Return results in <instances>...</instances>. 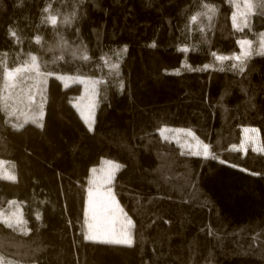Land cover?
Wrapping results in <instances>:
<instances>
[{"label": "trees", "instance_id": "1", "mask_svg": "<svg viewBox=\"0 0 264 264\" xmlns=\"http://www.w3.org/2000/svg\"><path fill=\"white\" fill-rule=\"evenodd\" d=\"M249 2L238 27L235 0H0V160L16 175L0 177V210L24 219L0 221V264H264L263 44L237 56L241 37L264 32V0ZM62 76L97 80L91 130L73 104L82 84ZM245 126L261 150L233 148ZM30 127L37 163L10 138ZM165 127L191 130L211 155ZM105 159L120 165L111 186L131 244L83 231ZM69 226L76 250L62 255L52 233Z\"/></svg>", "mask_w": 264, "mask_h": 264}, {"label": "rangeland", "instance_id": "2", "mask_svg": "<svg viewBox=\"0 0 264 264\" xmlns=\"http://www.w3.org/2000/svg\"><path fill=\"white\" fill-rule=\"evenodd\" d=\"M235 2L236 9L233 13V21L235 16L234 24L238 27H242L250 19L251 5L249 0H244V3L241 5H238L236 0ZM255 42L263 44V46L260 47V50H262L264 47V32L256 35L254 39L252 37H241L240 51L237 53V56L247 57L253 51ZM60 80L65 86L77 82L82 84V94L73 100V104L79 110L87 125L90 128H93L97 110V80L83 78L77 79L75 77L66 76L60 77ZM35 130L38 131L35 127H30L21 133H12L10 138L12 142L16 144L18 151L22 156L37 163L40 161L39 157L41 153L42 139L40 136L41 134L35 132ZM163 131L167 133V136L170 138L177 140L192 154L204 156V149L205 146H207L209 156L211 155L209 146L206 143L201 142L191 130L165 127ZM170 132H172V134H169ZM233 148L243 152H246L248 148L257 151L261 150V138L258 128L245 126L243 128L241 142L234 145ZM3 164H5V162L0 160V177L12 180L15 179V173L3 166ZM119 166L120 165L117 161L105 159L98 167L92 170V176L90 178V190L92 195H89V190L84 201L86 215L83 231L85 232V237L87 239H90L89 237H94V239L90 240L108 242L128 238L132 241L129 234L131 220L122 211L113 192V187L111 186L119 171ZM59 181V188H65L69 195L72 193L73 198L77 199L75 200V203H79V198L81 197L80 192L74 186L69 185L68 183L62 184V180ZM109 189H111V196L109 195ZM112 197H114V199ZM0 221H3L8 225H22L24 219L21 208L8 212L0 210ZM65 230L66 231L52 233V236L59 244L58 253L62 255H74L77 234L75 229L71 226H69V230Z\"/></svg>", "mask_w": 264, "mask_h": 264}, {"label": "snow or ice", "instance_id": "3", "mask_svg": "<svg viewBox=\"0 0 264 264\" xmlns=\"http://www.w3.org/2000/svg\"><path fill=\"white\" fill-rule=\"evenodd\" d=\"M47 11V9H46ZM193 19H195V17H193ZM234 21H235V16H234ZM51 23L55 24L56 23V20L55 18H51ZM11 35L15 36V33H11ZM39 37L36 38V41L37 43H39ZM218 59H223V57H217ZM35 57H32V60L33 62L35 61ZM16 71H20V69H17ZM12 73H6V76H11ZM91 130V128H90ZM209 156V153H208V149H207V146H205V149H204V157L205 158H208ZM212 158H215V157H212ZM221 163H223V161H221ZM109 191V195L111 196V189L108 190ZM89 195L91 196L92 195V192L91 190L89 191ZM114 199V197H112ZM37 219H39V217H37ZM90 239H94V237H89ZM108 242H115V243H126V244H131V240L128 239V238H125V239H121V240H115V241H108Z\"/></svg>", "mask_w": 264, "mask_h": 264}]
</instances>
